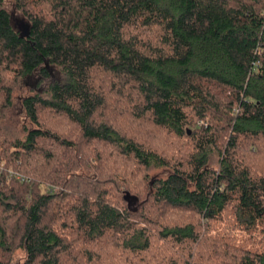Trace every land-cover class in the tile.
<instances>
[{
    "label": "trees",
    "instance_id": "16d2710c",
    "mask_svg": "<svg viewBox=\"0 0 264 264\" xmlns=\"http://www.w3.org/2000/svg\"><path fill=\"white\" fill-rule=\"evenodd\" d=\"M214 257L264 264V0H0V264Z\"/></svg>",
    "mask_w": 264,
    "mask_h": 264
},
{
    "label": "water",
    "instance_id": "95a60500",
    "mask_svg": "<svg viewBox=\"0 0 264 264\" xmlns=\"http://www.w3.org/2000/svg\"><path fill=\"white\" fill-rule=\"evenodd\" d=\"M17 24L19 25V31H20V36L21 37H27L29 35V31H28V24L23 21V20H18Z\"/></svg>",
    "mask_w": 264,
    "mask_h": 264
},
{
    "label": "rangeland",
    "instance_id": "374dc122",
    "mask_svg": "<svg viewBox=\"0 0 264 264\" xmlns=\"http://www.w3.org/2000/svg\"><path fill=\"white\" fill-rule=\"evenodd\" d=\"M19 25L17 24V29L21 28V27H18ZM21 254V253H19ZM213 264H220V259L218 257H214L213 258Z\"/></svg>",
    "mask_w": 264,
    "mask_h": 264
},
{
    "label": "built area",
    "instance_id": "2783aa9c",
    "mask_svg": "<svg viewBox=\"0 0 264 264\" xmlns=\"http://www.w3.org/2000/svg\"><path fill=\"white\" fill-rule=\"evenodd\" d=\"M257 53L260 55V54L262 53V50L258 48V49H257ZM234 111H236V112L239 111V108H236V107H235V108H234Z\"/></svg>",
    "mask_w": 264,
    "mask_h": 264
}]
</instances>
